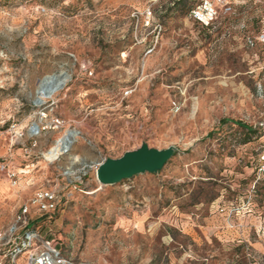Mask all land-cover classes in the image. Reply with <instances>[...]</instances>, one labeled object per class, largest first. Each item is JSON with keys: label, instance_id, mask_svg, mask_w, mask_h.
<instances>
[{"label": "rangeland", "instance_id": "obj_1", "mask_svg": "<svg viewBox=\"0 0 264 264\" xmlns=\"http://www.w3.org/2000/svg\"><path fill=\"white\" fill-rule=\"evenodd\" d=\"M205 1L209 24L192 13ZM63 72L38 106L39 81ZM143 142L176 152L101 186L97 164ZM3 163L18 181L0 169L4 251L27 206L67 264H264V0H0Z\"/></svg>", "mask_w": 264, "mask_h": 264}, {"label": "built area", "instance_id": "obj_2", "mask_svg": "<svg viewBox=\"0 0 264 264\" xmlns=\"http://www.w3.org/2000/svg\"><path fill=\"white\" fill-rule=\"evenodd\" d=\"M194 17L203 23L209 24L214 20L216 10L212 5H209V1H205L197 8L192 10ZM57 123L59 121L57 120ZM16 125H13L15 128ZM1 170L7 171V174L14 184L17 181V173L12 171L6 163L1 164ZM264 169V168H263ZM40 200V208L43 211H50L52 208H56L54 203L55 196L51 192H40L38 194ZM221 211H224V207H220ZM29 209L27 206H22L17 216V223L14 230L22 228V235L20 237L7 239L6 245H2L4 236L0 234V256L9 261V264H18L20 258H23L24 264H67V260L64 258L61 248L50 240H47L39 230L38 227L31 228L28 220ZM13 230V231H14ZM12 231V232H13ZM5 243V242H4ZM5 245V246H6Z\"/></svg>", "mask_w": 264, "mask_h": 264}, {"label": "water", "instance_id": "obj_3", "mask_svg": "<svg viewBox=\"0 0 264 264\" xmlns=\"http://www.w3.org/2000/svg\"><path fill=\"white\" fill-rule=\"evenodd\" d=\"M67 73L53 74L61 77L56 83H44L37 91L36 103H43L45 98H50L54 92L63 88ZM46 77L43 79L45 80ZM38 128L37 122L33 123L32 129ZM73 130L67 135L69 144H72ZM176 148L170 146L165 149L151 147L148 143L143 144L135 150L125 152L119 158H107L97 164L96 175L101 186L113 185L129 179L137 174L146 172L155 173L160 171L175 154Z\"/></svg>", "mask_w": 264, "mask_h": 264}, {"label": "bare ground", "instance_id": "obj_4", "mask_svg": "<svg viewBox=\"0 0 264 264\" xmlns=\"http://www.w3.org/2000/svg\"><path fill=\"white\" fill-rule=\"evenodd\" d=\"M45 78V77H44ZM43 78V79H44ZM68 78V74H66V77H65V82ZM40 80L39 81V84H38V87H37V90L36 92L40 89V86L44 83H52V84H56L60 79L61 77L59 76H56L54 78L53 75H49V76H46V79L45 80ZM58 91V90H57ZM56 91V92H57ZM55 93V92H54ZM52 97V96H51ZM45 102V101H44ZM43 102V103H44ZM43 103H38L37 102V105L40 106L41 104ZM46 117V113H44L42 115V117H40L39 121H37V124H38V128L33 130V129H29V134L30 135H34V134H39L41 132V127H40V122L43 121V119ZM32 128V127H31ZM70 130H73V129H68L66 130L65 134L60 136L59 138H57L55 141H54V144L52 145V147L45 153L46 157L48 159H51V160H54L56 158H58L62 153L68 151L71 147V145L73 144V142L75 141V137L78 136L79 132L77 130H73V139H72V144H69V141L67 140V135H68V132ZM76 160H77V157H76ZM68 173H71V171H69ZM9 191V190H8Z\"/></svg>", "mask_w": 264, "mask_h": 264}, {"label": "trees", "instance_id": "obj_5", "mask_svg": "<svg viewBox=\"0 0 264 264\" xmlns=\"http://www.w3.org/2000/svg\"><path fill=\"white\" fill-rule=\"evenodd\" d=\"M235 123L238 124L240 127H243L244 129H246L249 137H251L252 134L256 132V130L252 126H249L242 121H236ZM249 137H248V139H249Z\"/></svg>", "mask_w": 264, "mask_h": 264}, {"label": "crops", "instance_id": "obj_6", "mask_svg": "<svg viewBox=\"0 0 264 264\" xmlns=\"http://www.w3.org/2000/svg\"><path fill=\"white\" fill-rule=\"evenodd\" d=\"M1 199V196H0ZM0 264H9V261H7L6 259L4 260V257L1 255L0 256Z\"/></svg>", "mask_w": 264, "mask_h": 264}]
</instances>
